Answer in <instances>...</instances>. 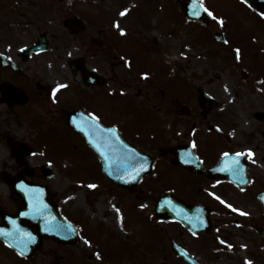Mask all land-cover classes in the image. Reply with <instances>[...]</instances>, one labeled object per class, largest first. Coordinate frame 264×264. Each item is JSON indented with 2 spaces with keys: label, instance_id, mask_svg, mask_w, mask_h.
I'll list each match as a JSON object with an SVG mask.
<instances>
[{
  "label": "flooded vegetation",
  "instance_id": "flooded-vegetation-1",
  "mask_svg": "<svg viewBox=\"0 0 264 264\" xmlns=\"http://www.w3.org/2000/svg\"><path fill=\"white\" fill-rule=\"evenodd\" d=\"M154 1H138V8L131 1L124 6L128 11L122 18L112 19V7L125 4V0H0V232L7 233L0 234V264H264V0H234L252 16L247 28L231 20L220 24L202 9L199 16H193L192 0ZM142 3L157 8L158 14L144 27L138 19L129 20ZM214 3L216 0H204L219 18ZM114 23L123 27L124 35ZM169 31L182 42L197 37L200 54L213 68L209 76H202L207 83L222 81L227 71L251 92L235 94L232 109L200 86L194 88L199 95L194 92L192 97L186 91L192 89V82L184 71L174 72L165 63L154 62L168 54H174L172 58L178 61L177 53L186 55L176 38H172L176 43L168 38ZM191 43L197 45L195 40ZM206 44L221 54L226 66L211 65L217 56L204 50ZM161 72L169 73V79L156 78ZM58 83L66 87L53 97L52 89ZM174 84L180 87L176 92ZM126 85L138 89V95L128 92ZM94 116L99 120L94 121ZM153 126L157 127L145 131ZM108 129H115V135L120 134L130 150H144L142 141L157 138L160 142L151 143L159 146L164 156L173 153L168 161L174 165L178 181H185L190 189L178 198L188 205H200L198 210L188 211L197 217L193 220L197 227L171 219L170 209L158 211L162 193L153 195L155 181L146 179L160 172L162 165L151 153L154 169L142 181L131 187L106 182L122 197L144 205L140 210L147 215L142 218L146 224L143 234L157 246L132 241L124 217L123 233L128 240L122 239L124 260L107 255L96 258L100 252L96 257L95 253L83 256L78 252L81 257H77L76 252L69 251L82 239V229L76 218L62 213L59 200L47 185L54 173L47 177V163L36 162L35 156L53 147L48 154L53 152L56 158L62 155L60 149H67L71 143L76 152L74 162L79 157L89 158L102 173L100 158L84 135L102 137L105 151L109 147L106 138L113 135ZM190 147L197 162L188 157ZM177 150L185 153L188 166L174 163ZM241 152L245 155L235 157L241 171L226 170L234 154ZM223 153L230 155L224 157ZM56 160L48 162L53 165ZM47 191L51 203L73 225L78 237L68 242L44 236L39 246L34 243L31 254L21 255L20 237L12 234L43 232L36 224L31 226L26 216L38 215L33 205H46ZM226 204L240 211H232ZM53 222L52 231L72 237V226L68 232L58 218Z\"/></svg>",
  "mask_w": 264,
  "mask_h": 264
},
{
  "label": "rangeland",
  "instance_id": "rangeland-1",
  "mask_svg": "<svg viewBox=\"0 0 264 264\" xmlns=\"http://www.w3.org/2000/svg\"><path fill=\"white\" fill-rule=\"evenodd\" d=\"M125 1V4L115 5L116 7H112L113 9H115V11H113L115 14L112 13V19L122 18L119 13L125 9L124 6L129 2H136V8H138V3L143 0ZM154 2L157 3L158 0H155ZM214 5L216 6L217 15L223 21L231 20L232 22L241 23L242 27L247 28L246 22L250 20L252 16L244 6L237 5L234 0H216V3H214ZM101 6L103 5L101 4ZM109 6L111 5H107V7ZM156 9L153 10L151 7L145 6L142 3L138 11L132 12L129 20L136 21V19H138L143 24L142 27H144L146 23H150L158 18ZM119 27L123 28L122 26ZM179 30L183 31L184 33L187 32V34L189 33V30L181 28H179ZM245 31L246 29L242 31V33H244ZM168 38L171 39L172 42L174 41V43L176 42L172 38H176L177 43L181 44V51H184L186 55L182 57L177 53V56L179 57V59H181L180 61H178L172 58V56H175L174 54H168L165 57L160 58L159 60L154 62H157V64L160 65L162 63H165L166 65L171 67L174 72L184 71L185 78H190V81L192 82L190 87V89H192L190 91L189 89H186V91L192 94V97L194 92L195 95H199V91H197L198 89L196 88L194 91V88L200 86L204 88L205 91L208 92L212 97H221L224 103L228 102L230 105H226L224 107L227 109H232L235 94H237L241 90L242 92H246L245 95H248V93L251 92V90L245 88L243 81L239 79L237 80L227 71L223 72L222 75L225 76V79H223L222 81L218 82L217 79H213L211 80V82L209 81L210 83H207L204 80L202 76L207 75L209 70L213 71V68L209 67V64L204 61L205 56L200 54L197 37L194 38L193 36H191L192 39L182 42L181 40H179V37H177L176 34H173L171 31H169ZM194 40L197 44L195 47H193V43H191ZM210 44L213 45L212 43ZM204 50L209 51L210 53H213L217 56V58L210 61L211 65H214L215 68L226 66V64L222 61L221 54L218 53V51L213 46L206 44ZM168 57H170L171 59ZM224 59H226L225 56ZM156 78L162 81H166L169 79V73L161 72L157 75ZM172 89L176 92L177 89H180V87L177 88L176 84H174L172 86ZM127 90L128 92H134L136 95H138V89L132 88L128 85ZM128 95L131 94L128 93ZM156 127L157 126H153V128L146 129L145 131H151ZM159 131L165 133L164 129ZM142 135H144V133H142ZM142 135L140 131L139 136L141 140L145 138ZM150 140L151 142H154V145L157 144V142H160L157 138H152ZM151 142L142 141L143 148H145L144 150H149L150 154L154 153L157 156L158 162H160L158 163V165H162L161 168H158L160 172H156L154 174L151 173V176L146 179V181H155V187L153 185V195L156 196L160 193L171 192L177 197H184L183 195L189 193L190 189L188 186H186L185 181H178L176 170L172 169V166L174 165L171 161H168L171 159L173 153H165L166 155L164 156L161 153L159 146H154ZM67 147V149H60L62 151L61 156L57 152V163L53 161V165L48 162L51 159H56L53 152L51 153V155L48 154L53 150V147L52 150H50L51 148L46 147L45 150L47 154L44 150V152H40V155L35 156V160L36 162H41L42 164L47 163L51 166L54 176L53 178L47 180V185L54 193L57 200H59L60 208L63 211L62 213L74 219L76 218L75 220L78 222V225L82 229V239L78 241L75 249L69 251L76 252L77 257H81L78 252H80L83 256L87 253H95V257L96 254H99L100 252L99 256H97L96 258H105L107 255L109 258H113L116 261L118 259H121V257L124 260L126 254H124L123 252V242L128 241L123 233L124 217L125 226L129 231L132 241L139 242L144 245L151 244L153 246H157V242L147 238L143 234L146 230V224L144 223V220H142V218H144V216L145 218H147V215L146 211L144 213L140 212V210L142 209V207H140L141 204L126 196L122 197L121 192L118 189L111 187L109 188L106 182L108 180L105 179L100 171L97 170L96 166H93L94 164H91L92 162L89 158L88 159L91 163L88 161V159L80 157L78 159V162L77 159H75L74 162V156H76V152L74 151L71 143H68ZM163 148L167 149L166 147ZM89 184H95L97 185V187L88 188L87 185ZM116 208H119L120 210L122 222L120 219H118V214L115 210ZM88 237H91L93 239L92 241H94L93 243L90 242L91 245L93 244L92 247L90 244L84 243L85 240H89ZM48 246L49 245H47V247ZM57 253L59 254V252L54 250V254ZM131 257L133 256L131 255ZM121 263L129 264L128 262Z\"/></svg>",
  "mask_w": 264,
  "mask_h": 264
},
{
  "label": "water",
  "instance_id": "water-1",
  "mask_svg": "<svg viewBox=\"0 0 264 264\" xmlns=\"http://www.w3.org/2000/svg\"><path fill=\"white\" fill-rule=\"evenodd\" d=\"M192 18V17H191ZM67 23V22H66ZM84 139L87 144L93 148L98 154L102 166L104 175L115 184L131 187L132 184L136 181H141L142 178L149 174L153 169V159L149 157L146 153L138 154L136 150H130L129 144L126 143L124 139L120 136V134L111 135L106 138V142L109 145L108 148L104 151L103 138L94 136L93 134L84 135ZM110 139V143L108 140ZM103 153V155H101ZM107 157V159H106ZM188 157L193 161H196V157L192 153V151H188ZM188 158V159H189ZM187 159V160H188ZM174 162L179 166H188L186 164L185 153L181 150L176 151V157ZM133 166H135V170L138 171L141 167L144 168V171H141L139 176L136 177L135 180L129 179L131 175H135V171L133 170ZM44 170H46L47 177H50V168L48 166H44ZM194 170L199 171L202 170L201 167H195ZM48 190V189H47ZM46 212L45 214H38L37 216H26V219L31 222V226L36 224L38 228H41L42 231L32 232L30 233L34 237V242L28 244L27 251H24L23 244L21 241L24 239V233H15L12 236L20 237V247L19 250L23 251L25 254H31L36 247H34V243L37 246L42 242V237H53L58 240L69 241L74 238L72 236L68 239L67 235L63 232H54L51 230L50 226L54 223L53 220L57 219L62 222L63 226H67L68 232H70V227L66 223L67 221L60 215L57 210L55 204H52L49 200V192L47 191L46 198ZM200 208V205L189 206L184 202L180 201L176 197L170 194H166L160 197L157 209L158 211H166L170 209L172 214L170 215L171 219L180 220L184 224L188 225L190 228H194L198 226V223H194L193 220L197 219L193 213H189L188 211H196ZM168 210V211H170ZM25 218V216H24ZM54 218V219H53ZM58 224V223H57ZM44 227H48V231L44 230ZM27 233V232H25ZM10 241V240H9ZM15 240H12V242ZM11 242V241H10ZM16 242V241H15Z\"/></svg>",
  "mask_w": 264,
  "mask_h": 264
},
{
  "label": "snow or ice",
  "instance_id": "snow-or-ice-1",
  "mask_svg": "<svg viewBox=\"0 0 264 264\" xmlns=\"http://www.w3.org/2000/svg\"><path fill=\"white\" fill-rule=\"evenodd\" d=\"M243 2H244V3H247L248 0H243ZM201 9L203 10V12L207 13L208 16L212 17L213 19H217V22H218V23H220V24H223V23H224V21H223L221 18H217V17H215L214 14H213V13H212V12L206 7V6H205V4H204V0H192L191 14H192L193 16H199V15H200V10H201ZM127 11H128V9L125 8L124 10H122V11L119 13V15H120V16H124V15L127 13ZM261 15L264 16V13H261ZM113 26L116 27V28H118V30L120 31V34H121V35H124V34H125V30H124L123 28H120L118 23H114ZM225 43H227V41H225ZM235 52H236L237 59H239L240 49H239V48L235 49ZM144 75L146 76V74H144ZM64 87H66V85H64V84H59V83H58V84L52 89V95H53V97H55V94H56V92H57L59 89H62V88H64ZM92 119H93L94 121H98V120H99V117H95V116H94V117H92ZM74 122H75V121H74ZM95 126H96L97 128L99 127L98 124H96ZM107 131L110 132V133H112L113 135H115V129H108ZM193 147H195V144H193ZM247 151H248V155L251 156V155H252L251 151H250V150H247ZM101 155H103V153H101ZM222 155H223L224 157H228L230 154H229V153H223ZM244 155H245L244 152L234 154V158H233V160H232V163L229 165V167H228L226 170H228V171H235V172H239V171H241V168H240V161H239V159H236L235 157H240V156H244ZM106 159H107V157H106ZM133 170L135 171V175H131V176L129 177V179L135 180L136 177L139 176L140 172H141V171H144V168L141 167L138 171H136V170H135V166H133ZM220 170L223 171V170H225V169H220ZM87 187H88V188H96L97 185H95V184H89V185H87ZM212 195H214V194H212ZM215 198H216L217 200H220V202H221L222 204L225 203V201L221 200V198H220L219 196H216ZM262 199H264V197H262ZM46 207H47L46 205H44V206H36V205L34 204V205H33V211L36 212L37 214H39V213H41L42 211H44V210L46 209ZM140 207H144V205L142 204V205H140ZM226 207H228V208L231 209L232 211H240L239 209L233 208V205H231V204H226ZM115 210H116V212H117V214H118V219H120L121 222H122V217L120 216V210H119V208H116ZM241 214H242V215H248V213H243V212H241ZM53 219H54V218H53ZM48 230H49L48 227H46V228H45V231H48ZM18 231H19V230H18ZM0 234L5 235V236L7 235V233H3V232H0ZM32 242H34V237H33L30 233H24V239L21 241V243L23 244V247H24V251H27L28 244H29V243H32ZM84 243H85V244H89L90 241L85 240ZM221 243H224V242L221 241ZM227 247H228L229 249H231V248H232V245L229 244V245H227ZM241 247H244V245H241ZM20 254L23 255L24 252L22 251ZM245 264H251V261H246Z\"/></svg>",
  "mask_w": 264,
  "mask_h": 264
}]
</instances>
